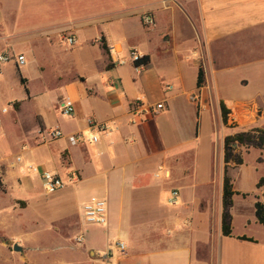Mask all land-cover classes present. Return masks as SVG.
Segmentation results:
<instances>
[{"label": "crops", "instance_id": "crops-1", "mask_svg": "<svg viewBox=\"0 0 264 264\" xmlns=\"http://www.w3.org/2000/svg\"><path fill=\"white\" fill-rule=\"evenodd\" d=\"M172 1V5L155 10L167 17L169 33L160 41V46L163 49L170 45L176 57V67L180 68L178 75L169 80L171 83L163 86L164 92H172L171 96L156 103L163 102L164 108L140 114L141 111L134 112L130 106L140 101L130 89L134 85H149L150 77L145 67L140 72L134 69L129 53L135 51L140 56H149V65L151 56L147 46L132 40L128 34H124L121 41H114L108 31L100 32L94 40L98 42L101 36L104 37L113 68L106 70L109 61L105 54L101 67L103 73L88 84L85 100L81 102L85 104L96 98L102 101V108L99 110L88 105L85 109L82 106L74 109L76 118H86L85 127L66 133L57 125L54 127L63 133L58 140H65L59 147L67 166L65 176L77 178L71 185L75 186L82 206L91 197L103 198L107 204V224L104 226L84 223L86 230H82L77 216L68 215L73 218L76 228L72 230L76 231L73 242L61 245L74 256L68 264H264V242L246 232L234 233L232 230L230 236L222 233L223 146L220 175L212 168L199 181L198 170L194 168L201 114L211 105L219 109L218 102L223 99L216 96L213 101V97L221 90L232 88L228 80L235 79V87L250 86V102L240 100L232 105L224 102L231 111L230 121H239L242 116L245 121H250L252 128L264 129V104L259 103L264 101V0ZM27 3L25 0H4L3 6L0 2V53L23 55L25 60L27 57L30 60L31 46L38 43L53 46L64 33L72 35L77 43L79 32L89 27V24L75 19L58 24L45 15L42 21L22 22L21 19L29 18L35 10H26ZM159 4L161 1L157 0L147 3V9L139 17L146 11L154 17L152 9ZM164 49L163 53L168 52V48ZM179 52L188 54L184 59L188 60L186 68L192 72V78L195 77L194 84L191 80L188 86L184 84L181 69L185 68L179 64ZM190 55L196 58L191 60ZM15 67L18 68L16 63ZM199 68L203 71L204 85L197 89ZM127 71L131 74L125 75ZM19 75L27 84L26 76ZM79 79L85 82L82 77ZM166 85L170 87L168 91ZM15 102L19 105L13 108L19 114L21 102L13 101L12 105ZM163 111L175 119L173 140L156 122ZM90 118L105 124L108 129L98 135L96 143H90L88 138L71 145L69 136L82 134L85 130L90 133L87 124ZM20 123L21 132L28 138L31 148L38 149L58 141L49 137L50 131L46 130L38 113L32 116L30 128ZM38 140L40 143L36 144ZM74 156L81 159V166L74 165ZM95 158L100 161L96 162ZM32 164L29 163L27 168L38 174L40 183L45 171L61 178L64 176L63 170L58 168L48 170ZM235 169L237 167L230 168L228 176L233 190L245 200L249 193L237 190L231 177ZM67 187L61 190L63 192H56L59 193L58 200L67 199L69 191L64 192ZM31 190L35 191L36 187L26 180L23 195ZM173 190L179 192L176 205L168 203ZM235 197L238 196L234 195L229 209L231 229L233 216L230 212ZM257 201L264 202L257 198L253 200V214ZM245 223L246 226L250 224L249 221ZM72 231L60 236L67 240ZM80 234L84 238L82 246L75 242V237ZM242 237L246 240L240 239Z\"/></svg>", "mask_w": 264, "mask_h": 264}, {"label": "rangeland", "instance_id": "rangeland-1", "mask_svg": "<svg viewBox=\"0 0 264 264\" xmlns=\"http://www.w3.org/2000/svg\"><path fill=\"white\" fill-rule=\"evenodd\" d=\"M27 1L26 10H35L29 18L21 19L22 22L42 21L45 15L46 18L57 21L58 24L75 19L82 24H89V27L79 32V41L73 46H67L64 43L62 38L68 35L64 33L53 46L46 47L41 43L31 46L33 54H29L30 60L26 58L25 65L17 68L15 60L12 59L1 67L0 264H68L74 256L71 251L61 248V245L65 242H73L76 233L72 231L76 229L73 218H68V215L77 216L82 224V230L87 226L84 225L82 216V200L75 193V186L70 183L64 191H69L67 199L58 200L56 196L59 193L48 194L41 187L38 174L32 173L27 168L29 163L48 170L53 167L58 168L63 170L62 179L68 181L67 175L65 176V173L68 174L67 166L63 163L59 148L65 140L47 143L38 149L31 148L27 143L28 138L22 133L23 131L21 132L20 122L23 123V127L30 128L32 116L38 113L43 118L48 132L57 125L66 133L67 130L85 127L86 118L63 115L60 107L65 99L68 98L73 103L75 110L78 106L85 109L88 105L101 110L102 101L99 99L86 101L85 104L81 102L85 100L88 84L95 82L96 77L103 73L101 67L105 53L99 41L94 40L100 36V32L108 31L114 37V41H121L123 35L128 34L132 40L147 46L151 63L145 67V70L150 77V84L134 85V88L130 89L135 96H139V100L145 106L156 104L167 96H171L172 92H164L163 86L165 83H171L170 81L180 72V68L176 67V57L170 45L164 47L168 48L169 53H163L165 49L160 46V41L169 33L167 17L166 14L156 13L155 10L172 5L173 1L157 0L161 1V4L152 9L154 17L150 11H146L145 14L151 15L156 21L155 28L144 26L141 18L145 14L139 17V14L147 9L146 4L154 0H25V3ZM0 2L3 6L6 4L4 0ZM116 38L119 40H115ZM178 54L179 64L185 68L181 69L185 79L184 84L188 86L190 80L194 84L195 77L192 78V72L186 68L188 60L184 59V55L188 54L181 52ZM195 58L194 55L189 56L191 60ZM40 68L43 69L40 70ZM20 73L26 76L25 87L29 94L25 92L21 84ZM113 74L117 77L115 72ZM129 74L131 72L127 71L125 75ZM79 77H82L85 82ZM228 81L232 83V88L221 90L219 95H214L213 101L216 96H219L228 105L240 100L250 102V86L235 87L233 86L235 79ZM13 101L21 102L19 114L14 111ZM259 103L264 104V101L261 100ZM210 104L211 101L208 102L209 106ZM213 107L211 105L203 111L200 119L199 141L195 146L194 161L199 181H202L206 177L205 172L212 168L220 175L223 138L252 128L250 121H245L242 116H239V121H230L232 128L223 127L219 109ZM14 119H17L15 121L18 123L14 122ZM156 122L164 129L166 136L173 140L175 119L171 115L167 116L163 111ZM192 130L193 126H191V132ZM90 135L85 130L82 133V140H88ZM35 142L40 143L39 140ZM237 152L240 153L243 163L231 172V177L236 189L249 193V197L243 200L242 195L235 194L238 197L234 198L235 205L230 212L233 216L232 230L234 233L246 232L256 240L264 242V227L256 223L252 208L255 198L264 201V189L257 190L255 186V183L264 177V149L239 147ZM18 157L19 162H17ZM73 161L76 167L82 165L78 156H74ZM95 161L99 162L100 159L95 158ZM26 180H30L36 190L26 191L24 196ZM244 221H249V226H246V223L243 224ZM68 231H72V234L69 233V239L65 240L60 234L65 236ZM14 244L21 247L22 252L13 251Z\"/></svg>", "mask_w": 264, "mask_h": 264}, {"label": "built area", "instance_id": "built-area-1", "mask_svg": "<svg viewBox=\"0 0 264 264\" xmlns=\"http://www.w3.org/2000/svg\"><path fill=\"white\" fill-rule=\"evenodd\" d=\"M142 23L146 27H154L155 21L153 17L149 14H145L141 18ZM62 40L67 46H73L76 43L75 38L72 35H65ZM129 57L131 63L137 61L142 56H140L137 52L131 51L129 53ZM15 60L17 66H23L26 63L25 57L23 55L14 56L12 54L0 53V71L1 67L4 63ZM143 67H134L137 72H140ZM170 89L169 85L165 86V90L168 91ZM164 108L163 102L158 103L152 107H146L142 102L137 101L134 103L133 111L137 110L141 111L140 114H150L153 111L161 110ZM61 113L65 116H73L74 115V106L73 103L67 98L65 99L60 107ZM88 129L90 131L89 142L96 143L98 141V135L102 132H105L108 127L105 124H101L96 122L94 119L90 118L87 121ZM49 137L53 140H58L63 137V133L60 129L55 128L49 132ZM68 141L71 145H77L80 141H82V134L77 133L68 137ZM19 161V158L17 159ZM35 170V169H34ZM77 181L75 176H71L68 178V181H64L58 175L52 172H42L41 174V185L42 188L48 193L53 194L59 190L64 189L68 184L74 183ZM179 197L178 190H173L170 193V198L168 203L170 205H176ZM82 216L86 224L89 225H97L104 226L107 224V204L106 200L100 197H91L86 203L82 206ZM75 242L78 246H82L84 242V238L82 234L75 237ZM120 248L123 249V245L120 244Z\"/></svg>", "mask_w": 264, "mask_h": 264}, {"label": "trees", "instance_id": "trees-1", "mask_svg": "<svg viewBox=\"0 0 264 264\" xmlns=\"http://www.w3.org/2000/svg\"><path fill=\"white\" fill-rule=\"evenodd\" d=\"M100 47L103 49L104 53L108 56V64L106 65V70L113 68V64L109 59V47L106 44V41L103 36L99 39ZM149 63V56L144 55L137 61L132 63L133 67H146ZM21 84L25 88V92L28 94V90L25 87V80L20 79ZM204 85V75L201 68L198 70L197 79H196V88L200 89ZM19 102H15L13 106L17 108ZM131 107L134 105L131 104ZM220 120L224 127L232 128L230 124V109L226 106L223 100L218 102ZM236 126V125H234ZM239 147H253L256 149H264V129L261 128H251L247 131L236 132L231 135H227L223 139V185H222V233L224 236H230L232 233L231 229V217L229 214V209L232 206L233 196L238 194L233 190V185L231 179L228 176V170L233 167H238L242 165L243 159L240 153L237 152ZM256 188H264V177H261L256 183ZM246 196V194H243ZM254 216L256 222L264 227V202H255L254 204ZM246 240L245 237L240 238ZM250 241H253L250 239Z\"/></svg>", "mask_w": 264, "mask_h": 264}, {"label": "water", "instance_id": "water-1", "mask_svg": "<svg viewBox=\"0 0 264 264\" xmlns=\"http://www.w3.org/2000/svg\"><path fill=\"white\" fill-rule=\"evenodd\" d=\"M166 39H167V38H165V40H166ZM12 250L15 251V252H22V248L19 247L17 244H14V245H13Z\"/></svg>", "mask_w": 264, "mask_h": 264}]
</instances>
